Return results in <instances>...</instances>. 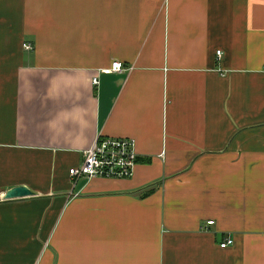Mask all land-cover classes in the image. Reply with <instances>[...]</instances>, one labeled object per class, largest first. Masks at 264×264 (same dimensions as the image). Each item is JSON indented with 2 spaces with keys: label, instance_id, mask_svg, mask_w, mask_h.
Masks as SVG:
<instances>
[{
  "label": "crops",
  "instance_id": "1",
  "mask_svg": "<svg viewBox=\"0 0 264 264\" xmlns=\"http://www.w3.org/2000/svg\"><path fill=\"white\" fill-rule=\"evenodd\" d=\"M0 264H264V0H0Z\"/></svg>",
  "mask_w": 264,
  "mask_h": 264
},
{
  "label": "built area",
  "instance_id": "2",
  "mask_svg": "<svg viewBox=\"0 0 264 264\" xmlns=\"http://www.w3.org/2000/svg\"><path fill=\"white\" fill-rule=\"evenodd\" d=\"M23 47L25 50H31L30 43L23 44ZM216 53L219 55L220 52ZM106 71H122L121 62H113ZM93 83H97L96 78H93ZM136 158L134 138L97 134L91 144L82 151L80 164L70 168L69 175L73 178L85 177L87 180L130 178L134 173ZM207 224H213V220L207 221ZM231 243L232 239L226 238L220 243V246L225 247Z\"/></svg>",
  "mask_w": 264,
  "mask_h": 264
},
{
  "label": "water",
  "instance_id": "3",
  "mask_svg": "<svg viewBox=\"0 0 264 264\" xmlns=\"http://www.w3.org/2000/svg\"><path fill=\"white\" fill-rule=\"evenodd\" d=\"M34 195V192L25 185H17L9 188L3 194V199H13Z\"/></svg>",
  "mask_w": 264,
  "mask_h": 264
}]
</instances>
